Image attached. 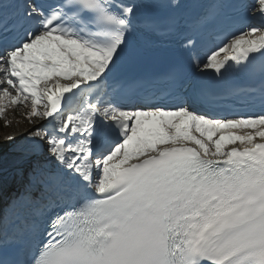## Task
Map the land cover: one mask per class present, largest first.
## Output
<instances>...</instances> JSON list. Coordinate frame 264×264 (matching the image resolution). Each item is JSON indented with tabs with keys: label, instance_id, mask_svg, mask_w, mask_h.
Segmentation results:
<instances>
[{
	"label": "snow or ice",
	"instance_id": "snow-or-ice-1",
	"mask_svg": "<svg viewBox=\"0 0 264 264\" xmlns=\"http://www.w3.org/2000/svg\"><path fill=\"white\" fill-rule=\"evenodd\" d=\"M138 7L0 0V114L6 98L30 101L26 138L46 143L56 164L49 206L59 209L38 243L0 222V264H264V111H200L175 74L109 87L121 60L140 55L129 45ZM244 7L259 22L224 36L197 67L257 81L230 94L264 107V0ZM139 27L162 35L172 24L145 17ZM9 245L16 259L3 255Z\"/></svg>",
	"mask_w": 264,
	"mask_h": 264
},
{
	"label": "rangeland",
	"instance_id": "rangeland-1",
	"mask_svg": "<svg viewBox=\"0 0 264 264\" xmlns=\"http://www.w3.org/2000/svg\"><path fill=\"white\" fill-rule=\"evenodd\" d=\"M13 94L15 93L13 92ZM4 104L6 105L5 111L3 112V114H0V145L3 144L8 139V137L16 136L19 133L21 134L25 133L24 135L27 136V133L29 132V130L33 128V123H30L29 119L27 118L28 113H30V101L28 102V106H25L23 104L10 105L8 104V101L6 98L4 101ZM40 110H43L42 106ZM31 120L35 121L36 125H39V123L42 121V118L31 117ZM22 131L24 132L22 133ZM26 136L23 140L26 139ZM23 140H22V143H23ZM41 144H44V143H42V141L34 142V141H30L26 139L25 144L23 145L22 149H25L29 145H38V146L40 145L41 146ZM13 154H14L13 152L7 153L9 157L13 156ZM44 154H46L47 160L44 159V162L40 164H35V165H37L39 169H46V170L54 171L55 162L50 158L49 153L47 152V149L45 148L42 149L38 153V155H36V158L41 159L43 158L42 156Z\"/></svg>",
	"mask_w": 264,
	"mask_h": 264
},
{
	"label": "bare ground",
	"instance_id": "bare-ground-1",
	"mask_svg": "<svg viewBox=\"0 0 264 264\" xmlns=\"http://www.w3.org/2000/svg\"><path fill=\"white\" fill-rule=\"evenodd\" d=\"M42 125V124H39ZM24 131H22L23 133ZM25 133L21 134L19 133L16 136H12L15 137V139L9 141L6 140L3 144L0 145V162L2 160H9L10 162L13 163L12 166H15L16 168H21V167H28L30 164H32V162H34L35 159L32 158H27V155L25 156V154H37L39 152V146L38 145H31L27 148V150L22 151L20 150V146L22 143V140L25 138L26 135H24ZM7 151L8 152H13V156L9 157L7 156ZM29 152V153H28ZM24 153V154H23ZM10 155V154H9Z\"/></svg>",
	"mask_w": 264,
	"mask_h": 264
}]
</instances>
